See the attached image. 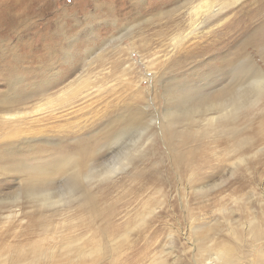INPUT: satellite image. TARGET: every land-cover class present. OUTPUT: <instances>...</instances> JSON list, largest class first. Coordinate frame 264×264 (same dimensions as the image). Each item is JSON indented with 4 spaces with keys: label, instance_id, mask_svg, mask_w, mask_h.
<instances>
[{
    "label": "rangeland",
    "instance_id": "obj_1",
    "mask_svg": "<svg viewBox=\"0 0 264 264\" xmlns=\"http://www.w3.org/2000/svg\"><path fill=\"white\" fill-rule=\"evenodd\" d=\"M204 1L0 0V264H264V98L207 121L264 75V0ZM68 158L115 170L40 205Z\"/></svg>",
    "mask_w": 264,
    "mask_h": 264
},
{
    "label": "bare ground",
    "instance_id": "obj_2",
    "mask_svg": "<svg viewBox=\"0 0 264 264\" xmlns=\"http://www.w3.org/2000/svg\"><path fill=\"white\" fill-rule=\"evenodd\" d=\"M208 7L209 3L207 0H205L204 4L201 5V8ZM247 79V81L244 80V84H241L238 88L234 89V91L229 95V98H226L225 100L217 103V113L207 119V121L210 123L209 125L213 126L215 123L221 125L223 123H227L228 121H232L233 124H235V121L238 118V114L242 112L243 109L258 104L262 100V98H264V75L258 73L255 76L253 75L252 78L249 79L248 77ZM44 107H38L35 109V111H38L39 109ZM260 134L262 135V137H264V127L260 128ZM237 145L239 147V150H242L245 146H247L248 148L252 147L251 144L247 145L246 139H240ZM239 159L243 160V157H240ZM77 168V158H68L63 162L62 165L57 166L55 168V171L57 172L71 170V186L65 192L61 191V195L59 194L56 199H53V197L48 193H41L37 199L40 202V205H55L60 202H65L69 198V196L72 197V195H74V192L72 191L75 190L81 191L83 193L80 195V201L84 203L86 207H91L93 205V198L90 193L86 192L83 189L84 182L86 181L87 185V182L91 181L94 177H102L103 175L112 173L115 170V168L113 167H108L103 171L94 172L92 170H89V172H87L86 174H82ZM38 174L39 173L37 172V175ZM38 179L40 178L38 177ZM80 180L83 181L82 184L80 183ZM35 181L38 180H32L31 182ZM153 212L154 210L151 209L148 211V214H152ZM11 216L12 214L8 217ZM127 237L128 234H123L119 239L124 241L127 239ZM72 243L73 242L68 243L63 248V254L70 260V263L77 262L78 260H82L84 258H96L102 255V253L104 252L102 246L99 244L87 246L85 248H81V250L76 249L74 251L73 247L75 245ZM111 244L110 248L112 249L114 246H111ZM198 255V259L196 260L197 264H234L235 262V258H233L231 250L227 249L226 247H215L212 242L210 244H207L205 249H200ZM155 264H161V261L157 260Z\"/></svg>",
    "mask_w": 264,
    "mask_h": 264
}]
</instances>
